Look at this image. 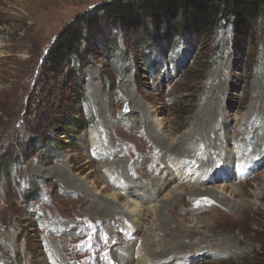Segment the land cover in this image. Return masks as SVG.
Segmentation results:
<instances>
[{"label": "rangeland", "instance_id": "rangeland-1", "mask_svg": "<svg viewBox=\"0 0 264 264\" xmlns=\"http://www.w3.org/2000/svg\"><path fill=\"white\" fill-rule=\"evenodd\" d=\"M105 1L0 0V264H264V45L119 36L75 100L42 63Z\"/></svg>", "mask_w": 264, "mask_h": 264}, {"label": "trees", "instance_id": "trees-1", "mask_svg": "<svg viewBox=\"0 0 264 264\" xmlns=\"http://www.w3.org/2000/svg\"><path fill=\"white\" fill-rule=\"evenodd\" d=\"M226 23L231 25L236 46L240 41H259L264 45V0H109L63 27L48 48L42 65L52 75L70 77L74 99L87 101L82 65L88 61L85 55L97 51V44L99 53L109 50L115 53L117 37L122 36L140 47L147 43L148 47L160 45L172 50L180 37L192 44L200 43ZM145 61L150 68L149 57ZM67 123L75 129L83 126L74 118L63 121L61 126ZM54 126L51 123L48 130ZM38 136L40 144L50 141L55 147L47 132H38Z\"/></svg>", "mask_w": 264, "mask_h": 264}, {"label": "bare ground", "instance_id": "bare-ground-1", "mask_svg": "<svg viewBox=\"0 0 264 264\" xmlns=\"http://www.w3.org/2000/svg\"><path fill=\"white\" fill-rule=\"evenodd\" d=\"M162 141H164V140H162ZM183 142V141H182ZM170 146L172 147V148H177L178 147V144H177V142L176 143H172V144H170ZM176 158V157H175ZM223 189V188H222ZM112 196L113 197H115V199H117V195L116 194H112ZM176 198V197H175ZM175 198H173L172 199V203H171V205L168 207V208H170V209H173L174 208V206H175ZM112 199V198H111ZM110 205H111V202L110 201H102L101 203H100V207H101V211L102 212H105L106 210H107V212H108V208L110 207ZM167 208V209H168ZM113 211V210H112ZM161 214V212H158V213H156V215L158 216V215H160ZM164 223V222H163ZM166 224V223H165ZM160 256V255H159Z\"/></svg>", "mask_w": 264, "mask_h": 264}]
</instances>
